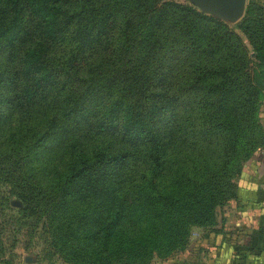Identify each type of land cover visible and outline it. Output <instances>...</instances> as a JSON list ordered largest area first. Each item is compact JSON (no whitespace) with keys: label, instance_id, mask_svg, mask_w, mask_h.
Segmentation results:
<instances>
[{"label":"trees","instance_id":"1","mask_svg":"<svg viewBox=\"0 0 264 264\" xmlns=\"http://www.w3.org/2000/svg\"><path fill=\"white\" fill-rule=\"evenodd\" d=\"M235 26L249 50L173 1L0 0V186L63 261L165 259L235 197L264 147V6Z\"/></svg>","mask_w":264,"mask_h":264},{"label":"crops","instance_id":"2","mask_svg":"<svg viewBox=\"0 0 264 264\" xmlns=\"http://www.w3.org/2000/svg\"><path fill=\"white\" fill-rule=\"evenodd\" d=\"M258 117L264 130V96ZM235 197L215 209L214 223L193 227L199 235L166 264H264V155L257 151L233 179ZM161 262V263H162ZM170 262V263H169Z\"/></svg>","mask_w":264,"mask_h":264},{"label":"rangeland","instance_id":"3","mask_svg":"<svg viewBox=\"0 0 264 264\" xmlns=\"http://www.w3.org/2000/svg\"><path fill=\"white\" fill-rule=\"evenodd\" d=\"M162 1H173L179 4L189 5L197 11L204 13L191 0ZM246 1L247 0H245V3ZM254 1L264 6V0ZM237 21L223 22L241 37L249 50V45H247L244 34L235 26ZM1 110L3 111V108H1ZM259 110L260 106L258 112ZM10 119L11 121L13 120L11 125H14V115H12ZM258 119L261 123V119L259 117ZM7 129L8 122L3 124L2 131L5 132ZM7 189L5 185L0 186V199L3 198L0 202V264H71L63 261L62 258L50 248V237L42 227L43 219L37 218L35 215H27L25 212L18 210L21 206L20 202L14 196L9 195L6 192ZM16 202L18 205H14ZM227 202H224V204ZM221 205H223V203ZM221 205L218 206L220 207ZM198 235L199 234L195 231L191 232L190 241H193ZM161 262L162 261L157 259L152 261L151 264H166V261Z\"/></svg>","mask_w":264,"mask_h":264},{"label":"water","instance_id":"4","mask_svg":"<svg viewBox=\"0 0 264 264\" xmlns=\"http://www.w3.org/2000/svg\"><path fill=\"white\" fill-rule=\"evenodd\" d=\"M201 11L223 21L236 22L243 14L245 0H191ZM14 205H18L16 202Z\"/></svg>","mask_w":264,"mask_h":264},{"label":"built area","instance_id":"5","mask_svg":"<svg viewBox=\"0 0 264 264\" xmlns=\"http://www.w3.org/2000/svg\"><path fill=\"white\" fill-rule=\"evenodd\" d=\"M260 153L264 155V147H262L260 150Z\"/></svg>","mask_w":264,"mask_h":264}]
</instances>
